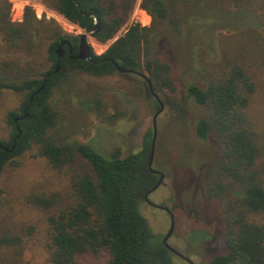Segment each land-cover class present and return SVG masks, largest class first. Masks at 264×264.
<instances>
[{
    "label": "trees",
    "instance_id": "1",
    "mask_svg": "<svg viewBox=\"0 0 264 264\" xmlns=\"http://www.w3.org/2000/svg\"><path fill=\"white\" fill-rule=\"evenodd\" d=\"M43 1L88 32L96 27V17L100 27L91 35L101 43L116 35L136 2ZM140 6L152 17L150 26L130 25L102 54L91 49V59L83 60L76 57L79 35L65 32L55 21L39 20L30 7L25 9L23 22H12L10 5L0 0V29L7 43L19 49L31 48L35 28L45 23L42 28L51 39L48 57L52 62L43 72L18 60L2 64L0 94L12 90L22 101L6 116L11 135L7 140L0 138V144L8 148H0V175L25 154L43 157L55 169H68L71 192L65 206L59 205L56 195H34L32 199L45 209L57 207L48 216L51 264H84V255L107 256L100 264H174L175 254L155 236L141 212L142 204L147 203L146 193L159 180L148 167L153 125L144 135L142 148L125 156L120 150L103 155L88 143L62 140L57 132L59 112L53 96L73 86L77 77L113 75L119 72L117 66L146 73L153 87L165 92V104L179 119L190 117V99L203 106V115L194 122L196 137L218 146L216 155L203 168L202 188L208 203L226 204L220 223L227 252L215 255L209 264H264V130L249 115L256 81L242 63L233 60L206 68L205 87L191 84L181 88L172 64L155 52L172 8L163 0H142ZM61 43L66 53L58 59ZM256 54L264 69V48ZM57 64L59 70L54 72ZM47 75L45 87L38 93ZM139 77L153 96L148 83ZM1 197L0 188V207ZM22 244L20 235L0 232V250Z\"/></svg>",
    "mask_w": 264,
    "mask_h": 264
},
{
    "label": "rangeland",
    "instance_id": "2",
    "mask_svg": "<svg viewBox=\"0 0 264 264\" xmlns=\"http://www.w3.org/2000/svg\"><path fill=\"white\" fill-rule=\"evenodd\" d=\"M6 1L10 5L12 22H17L12 20L13 5H25L32 8L35 15L37 10L42 13L40 18L36 15L39 20L55 21L67 33H86L57 11L52 13L43 0ZM163 1L172 8V16L156 42L155 52L172 64L180 87L191 84L205 87L206 68L233 60L242 63L257 84L249 115L264 130V69L256 54L264 48V0ZM141 2L136 0L131 16L112 39L101 43L88 35V42L96 54H102L124 34L135 18H142L143 23L140 20L138 23L143 26L151 25L152 17L141 8L136 10L132 20L135 6ZM42 25L45 23L35 28L32 47L24 49L10 46L0 29V69L8 60L32 63L38 72L51 67L48 57L51 39ZM154 91L162 100L164 110L157 121L153 167L164 174L165 183L150 194V200L169 207L175 215L176 226L169 244L196 264H209L215 255L223 250L227 252L220 223V217L227 212L226 204L208 203L202 188L203 168L216 155L218 146L212 140L196 137L194 122L203 115V106L190 99V117L181 120L165 104V92L155 88ZM21 101V95L12 90L0 94L1 139L10 138L6 116L18 108ZM156 102V98L148 94L144 81L135 74L81 75L73 86L56 91L53 96V104L59 112L57 132L62 140L88 143L106 156L116 150L123 156L136 153L142 148L145 133L152 127L153 116L159 109ZM67 170L51 167L43 157L25 154L16 166H8L0 175V232H11L23 238L22 245L0 250V264H51L48 216L57 207L45 209L32 199L34 195L47 198L56 195L57 200H61L59 205L65 206L71 192ZM141 212L151 231L163 240L171 224L169 213L148 203L142 204ZM107 259V256L81 257L84 264H100ZM173 261L174 264H190L177 255L173 256Z\"/></svg>",
    "mask_w": 264,
    "mask_h": 264
},
{
    "label": "water",
    "instance_id": "3",
    "mask_svg": "<svg viewBox=\"0 0 264 264\" xmlns=\"http://www.w3.org/2000/svg\"><path fill=\"white\" fill-rule=\"evenodd\" d=\"M95 25H96V27L92 31H90V32L86 31V33H82V34L79 35V52L76 55L77 58L83 59V60L91 59L92 54H91V46H90V44L88 42V35L97 32L99 27H100L96 17H95ZM63 44L64 43H62L57 49L58 59H60L63 56V54H64ZM117 69L121 73H135V74L141 76L148 83L152 95L156 98V101H157V103L160 106L158 111L153 116V122H152L153 123L152 124L153 125V137H152V145H151V151H150L149 162H148V167H149L150 171H152L155 174H158L159 175V180L152 187V189H150L146 193L145 200H146V202L149 205H152V206H155V207H160V208L164 209L165 211H167L169 213V215H170V218H171L170 228H169L168 232L166 233L165 237L163 238V243L165 244V246L170 251H172L175 255L181 257L182 259H185L190 264H196L193 259H191L187 255H185L183 252L178 250L176 247H174V246L169 244V239L173 235L174 230H175V226H176L175 215H174L173 211L167 206L157 205V204H155L154 202H152L150 200V194L153 193L154 191H156L163 184V182L165 180L164 174L161 171H159V170H157V169H155L153 167L154 158H155V151H156L157 136H158V122L157 121H158V116L164 110V104H163L162 100L159 98V96L156 94V92L154 91L152 81L148 78V76L145 73L140 72V71L127 70V69H124V68H122L120 66H117ZM58 70H59V64H57L54 72L58 71ZM48 77H49V75L46 76L45 81L43 82L42 86L40 87V89H38V91H37L38 93L41 92L42 89L45 87L46 80H47ZM18 130H19V134H18V136H19L21 134V130H20L19 127H18ZM15 143L16 142H14V144ZM0 148L8 149L2 144H0Z\"/></svg>",
    "mask_w": 264,
    "mask_h": 264
},
{
    "label": "built area",
    "instance_id": "4",
    "mask_svg": "<svg viewBox=\"0 0 264 264\" xmlns=\"http://www.w3.org/2000/svg\"><path fill=\"white\" fill-rule=\"evenodd\" d=\"M140 4L141 3H137V5L135 6V9H134V15H133V17H132V20L134 21V18H135V12H136V10L138 9V8H141V6H140ZM25 5H21L20 7L19 6H17L16 4H14L13 5V11H12V14H13V21H17V22H21L22 20H23V18H24V13H25ZM142 9V8H141ZM145 11V10H144ZM52 13H55V11L53 10V11H51ZM45 13H47V17H49L48 16V12L47 11H45ZM36 15H37V17H41L42 16V13L41 12H38V10H37V13H36ZM61 15V14H60ZM65 18V17H64ZM135 22H132L131 21V23H129L130 25H132V24H134V23H138V21L139 22H142L143 23V19L142 18H138V19H136L135 18ZM142 25V24H141ZM129 28V27H128ZM127 28V29H128ZM127 29L125 30V32L127 31Z\"/></svg>",
    "mask_w": 264,
    "mask_h": 264
},
{
    "label": "flooded vegetation",
    "instance_id": "5",
    "mask_svg": "<svg viewBox=\"0 0 264 264\" xmlns=\"http://www.w3.org/2000/svg\"><path fill=\"white\" fill-rule=\"evenodd\" d=\"M87 32H88V31H87ZM61 44H62V43H61ZM64 45H65V44H63V46H64ZM66 45H67V44H66ZM63 50H64V54H63V56H64V55H65V53H66V51H65V49H64V48H63ZM63 56H62V57H63ZM164 183H165V180H164L163 184H164ZM163 184H162V185H163Z\"/></svg>",
    "mask_w": 264,
    "mask_h": 264
}]
</instances>
